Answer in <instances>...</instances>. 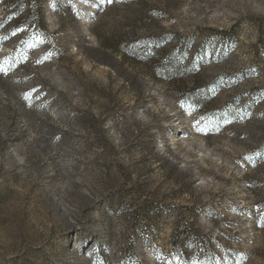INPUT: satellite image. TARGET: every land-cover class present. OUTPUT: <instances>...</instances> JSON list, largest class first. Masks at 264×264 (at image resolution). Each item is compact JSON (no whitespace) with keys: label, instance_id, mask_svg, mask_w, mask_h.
<instances>
[{"label":"rangeland","instance_id":"rangeland-1","mask_svg":"<svg viewBox=\"0 0 264 264\" xmlns=\"http://www.w3.org/2000/svg\"><path fill=\"white\" fill-rule=\"evenodd\" d=\"M0 264H264V0H0Z\"/></svg>","mask_w":264,"mask_h":264},{"label":"snow or ice","instance_id":"snow-or-ice-1","mask_svg":"<svg viewBox=\"0 0 264 264\" xmlns=\"http://www.w3.org/2000/svg\"><path fill=\"white\" fill-rule=\"evenodd\" d=\"M109 2H112V0H109ZM18 31H22V29H17V30H15L14 32H13V35H16V32H18ZM43 43V40H39L38 38H37V40L31 45V46H33V47H35L37 44H42ZM47 57H45V59H46ZM25 59H26V57H25ZM42 62V60H37V63H41ZM9 67H11V64H9ZM32 91H35V89H33ZM24 98L25 99H30L31 98V93L30 92H26V93H24ZM189 115H191V112H189ZM230 122V121H229ZM194 126H197V130L198 131H201L202 129H200L199 128V120H196V121H194Z\"/></svg>","mask_w":264,"mask_h":264},{"label":"trees","instance_id":"trees-1","mask_svg":"<svg viewBox=\"0 0 264 264\" xmlns=\"http://www.w3.org/2000/svg\"><path fill=\"white\" fill-rule=\"evenodd\" d=\"M156 52H150V54H155ZM174 71V72H173ZM178 73L177 69L174 68V70H166V75H168L169 77L172 76L173 74L176 75Z\"/></svg>","mask_w":264,"mask_h":264}]
</instances>
